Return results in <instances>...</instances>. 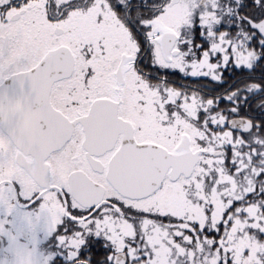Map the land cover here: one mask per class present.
<instances>
[{"label":"snow or ice","instance_id":"obj_1","mask_svg":"<svg viewBox=\"0 0 264 264\" xmlns=\"http://www.w3.org/2000/svg\"><path fill=\"white\" fill-rule=\"evenodd\" d=\"M3 238L0 264H264V0H0Z\"/></svg>","mask_w":264,"mask_h":264},{"label":"flooded vegetation","instance_id":"obj_2","mask_svg":"<svg viewBox=\"0 0 264 264\" xmlns=\"http://www.w3.org/2000/svg\"><path fill=\"white\" fill-rule=\"evenodd\" d=\"M12 225L11 222H9V225L6 227V231H12ZM40 239L43 240V233H39ZM23 243V241H22ZM4 244H6V238H3L2 240H0V246H3ZM47 244V241L44 240V245ZM18 264H32V255L31 253L27 252V251H22L19 256H18Z\"/></svg>","mask_w":264,"mask_h":264},{"label":"water","instance_id":"obj_3","mask_svg":"<svg viewBox=\"0 0 264 264\" xmlns=\"http://www.w3.org/2000/svg\"><path fill=\"white\" fill-rule=\"evenodd\" d=\"M17 107H19V106L17 105Z\"/></svg>","mask_w":264,"mask_h":264}]
</instances>
